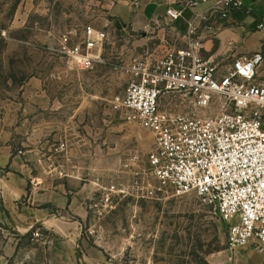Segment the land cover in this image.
<instances>
[{
    "label": "rangeland",
    "instance_id": "1",
    "mask_svg": "<svg viewBox=\"0 0 264 264\" xmlns=\"http://www.w3.org/2000/svg\"><path fill=\"white\" fill-rule=\"evenodd\" d=\"M109 6L108 0H0V189L14 172L30 181L20 208L37 196L36 210L78 222V259L237 264L227 224L213 209L195 195L159 191L147 165L155 136L128 121L118 106L135 60L160 61L184 47L168 40L167 26L139 33L124 28ZM87 26L107 38L100 62L81 70L62 43L65 36L81 41ZM161 104L177 113L193 111L180 94L166 95ZM223 104L217 100L203 114L217 116ZM51 194L77 198L86 217L48 206ZM2 206L0 190V264H53V234L40 226L17 233Z\"/></svg>",
    "mask_w": 264,
    "mask_h": 264
},
{
    "label": "built area",
    "instance_id": "2",
    "mask_svg": "<svg viewBox=\"0 0 264 264\" xmlns=\"http://www.w3.org/2000/svg\"><path fill=\"white\" fill-rule=\"evenodd\" d=\"M206 2L226 18L244 0H184L186 7ZM181 16L180 10L167 11L171 21ZM106 38L105 31L87 26L77 43L64 37L63 53L79 69H93ZM263 62L264 55L255 53L224 68L202 59L189 41L160 61L135 60L118 106L128 121L155 136L147 165L159 191L197 196L227 224L233 249L254 246L264 253V82H257ZM177 94L191 101V113L163 108L162 99ZM217 100L224 102V111L203 114Z\"/></svg>",
    "mask_w": 264,
    "mask_h": 264
},
{
    "label": "crops",
    "instance_id": "3",
    "mask_svg": "<svg viewBox=\"0 0 264 264\" xmlns=\"http://www.w3.org/2000/svg\"><path fill=\"white\" fill-rule=\"evenodd\" d=\"M109 15L113 21L134 33L152 27L168 28L169 41L186 48L189 41L197 44V52L204 60L228 67L236 58L262 53L264 55V0H244L240 9L224 18L222 11L213 8V2L186 7L184 0H108ZM174 8L182 11L177 21L167 17ZM194 34L190 35V31ZM257 82H264V62L258 70ZM1 187L3 211L11 228L25 235L35 227H43L53 234L50 253L53 264H95L87 254L76 257L81 243L79 223L68 215H50L49 210H36L37 196L28 206L20 208L19 201L26 194L30 181L14 172L7 173ZM45 204L58 210L72 211L81 219L87 211L77 198L61 194L46 195ZM46 210V211H45ZM237 264H264V253L254 246L236 248ZM91 254V253H89ZM93 255V254H92ZM96 258V255L92 256ZM98 264H103L96 258ZM80 261V262H74ZM96 263V264H97Z\"/></svg>",
    "mask_w": 264,
    "mask_h": 264
}]
</instances>
